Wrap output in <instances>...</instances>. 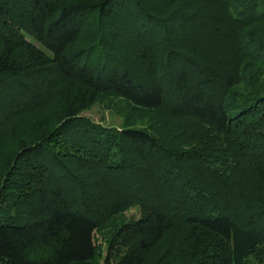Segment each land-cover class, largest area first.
Returning <instances> with one entry per match:
<instances>
[{"label":"trees","instance_id":"16d2710c","mask_svg":"<svg viewBox=\"0 0 264 264\" xmlns=\"http://www.w3.org/2000/svg\"><path fill=\"white\" fill-rule=\"evenodd\" d=\"M159 1L0 0V123L16 116L15 157L32 163L1 209L0 264H96L94 232L133 206L103 264L154 248L149 264H264V0ZM103 95L161 112V132L81 115ZM37 243L48 257H30Z\"/></svg>","mask_w":264,"mask_h":264},{"label":"rangeland","instance_id":"374dc122","mask_svg":"<svg viewBox=\"0 0 264 264\" xmlns=\"http://www.w3.org/2000/svg\"><path fill=\"white\" fill-rule=\"evenodd\" d=\"M156 1V0H154ZM190 1L196 2H209L211 5L213 3L210 0H188L182 2V4L189 3ZM236 4H245L247 0H232ZM159 4L164 5V2L161 0L159 1ZM184 6V5H183ZM185 7V6H184ZM203 7V6H202ZM169 10V7L162 6V9ZM198 11H201L200 8ZM205 13V16H213L214 17V11L213 9L208 10V8H202V13ZM229 14L228 9L223 12L222 16L226 17V15ZM205 22H207L205 20ZM207 25V24H206ZM201 26V25H199ZM259 26V32L258 34L264 35V23H261ZM230 27L227 26V29L224 27H221L222 31V38L226 39L228 37V32L230 31ZM204 30V29H203ZM200 29V31H203ZM82 35V34H81ZM212 35H208L207 38H205V43L206 45L210 39H212ZM207 41V43H206ZM79 42H84L83 36L80 39ZM220 47H223L222 44H219ZM252 73V68H249ZM264 71V66L261 67ZM247 71V70H246ZM245 71L246 75L247 72ZM250 74V73H248ZM261 81H259L260 85H258L261 88H264V73L263 77L261 76L259 78ZM256 84V83H255ZM243 83H238L236 84L232 91L235 92L240 90L243 87ZM258 86H250L251 89H255ZM48 104V106H47ZM54 104V100L52 101H47L46 102V108L49 109L52 108ZM158 115L155 114L154 111H143V110H135L132 108H129L125 102H123L120 98L111 96V95H103L100 96L91 106L87 107L85 110L81 112L82 116L87 117L91 122H93L96 125H100L104 128H115L117 131L125 129V128H130V127H136L139 129H143L146 131H149L153 134H157L158 131L161 132V130L156 127L157 125L154 124L156 122L155 117L162 116L161 112H157ZM16 117V116H15ZM15 117H11V120L14 119L11 122H4L3 124L0 123V188H2V198H0V213L2 208H7L8 210H11L12 212L14 209L10 208L12 207V203H10V199L15 195V193L18 192L19 189H21L19 181L13 182L12 180L16 179L19 180L20 178L25 177L28 173L31 174L32 172V163L29 162V159L26 157H21V161L17 158L18 156L15 157L16 152H15V141H14V136L8 130V128L15 125ZM17 120V118H16ZM29 119H25V121L18 123V125H23L27 124ZM8 124L7 126L5 124ZM21 127V126H19ZM209 137V136H208ZM220 140L210 138L209 143H208V149L209 151L212 152H218L220 144ZM12 163L14 161L19 162L20 165V170L19 173H21L20 176H12L10 178L9 174L7 175V166L6 162ZM7 175V177L5 176ZM141 211L140 207L138 206H133L125 211L121 212L120 214L111 217L110 219H107L106 222H104L95 232H94V245H95V263L96 264H103L104 259L109 253V242L112 237L113 231L116 230L121 224L124 222H129L132 220H137L140 217ZM157 250L158 248H154L152 250V253L148 255L147 261L145 264H149V260L155 255H157ZM29 255L31 258L40 260L48 257L50 255V249L48 246L43 245V244H35L29 249ZM152 263V262H151Z\"/></svg>","mask_w":264,"mask_h":264}]
</instances>
